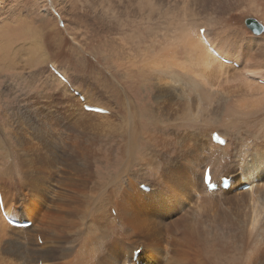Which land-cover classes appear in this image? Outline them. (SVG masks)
I'll list each match as a JSON object with an SVG mask.
<instances>
[{
	"label": "bare ground",
	"instance_id": "obj_1",
	"mask_svg": "<svg viewBox=\"0 0 264 264\" xmlns=\"http://www.w3.org/2000/svg\"><path fill=\"white\" fill-rule=\"evenodd\" d=\"M21 1L14 0L15 10L0 25L3 55L15 50L24 60H42L46 65L53 57L42 42L41 27L46 29L47 21L36 11L46 8L52 15L53 8L63 21V29L56 23L53 26L59 35L65 29L76 41L97 37L99 44L88 40L87 45L108 53L115 77L123 78L120 84L133 89L142 78L153 79L148 80L154 89L153 100L165 110L166 119L154 122L146 112L140 114L135 110L139 102L116 83L115 101L110 96L113 103H96V96L87 90L94 106L89 105L85 95L69 83L70 74L49 60V74H54L50 78L69 96L68 100L62 94L60 99L66 105L56 110L47 101L46 107L27 117V124L22 120L15 136L20 149L11 145L8 152L6 139L0 136V148L14 158V162L6 161L8 170L0 174V264H264V138L242 126L236 132L220 129L218 121L197 107L210 101L211 111L235 98L234 109L241 115L238 125L250 122L249 102L254 106L264 102V77L260 76L264 73V42L255 46L233 43L237 36L226 34L227 45L209 23H200L194 28L180 26L171 34L174 47L162 45L156 51L151 44L142 59L134 60L120 56L118 48L133 43V26L163 14L159 2L70 0L69 5V0H25L22 7ZM9 5L2 13L10 12ZM226 6V10L234 7L230 0ZM11 21L15 26L10 34L7 25ZM261 33L254 38H261ZM25 39H30L28 45ZM15 41H21V47L15 48ZM211 44L217 50L210 49ZM234 47L237 56L224 55V51L234 52ZM180 50L187 54L184 62ZM246 50L251 54L245 66ZM257 61L260 66L253 65ZM121 100L126 101L125 113L118 103ZM232 119V124L237 122ZM214 131L224 137L225 144L213 141ZM102 158L119 166L116 176L112 174L111 188L109 184L100 189L98 184L95 161ZM13 163L16 175L11 174ZM207 167L218 183L212 191L204 183ZM225 176L231 181L228 189L220 186ZM9 192L14 203L6 201ZM1 206L11 219L32 224H11Z\"/></svg>",
	"mask_w": 264,
	"mask_h": 264
},
{
	"label": "rangeland",
	"instance_id": "obj_2",
	"mask_svg": "<svg viewBox=\"0 0 264 264\" xmlns=\"http://www.w3.org/2000/svg\"><path fill=\"white\" fill-rule=\"evenodd\" d=\"M228 1L229 0H155V2H159L161 4V9L163 11V14H160L161 16H158L159 18L155 17L150 21L146 20V22H144L143 24H139V26H137V27L133 26V29L134 30L136 29L135 30L136 38L133 40V43L129 42V44H128L126 42L127 44L123 47V50L118 48L119 55L120 56L124 55V56H127V58L129 57L132 59L135 58L134 60H136V59H142L143 58L144 53L147 51V48L151 44L156 45V51H159L161 48H163L165 46L174 47V45L176 44L175 43L176 40L172 39L171 34H174V32L180 26H186L187 25L189 28H194L200 23H209L213 29V32L216 33L217 35H219L221 38H225L226 34L236 35L237 38L233 39L235 41L233 43L248 42L250 44H253V46H255L258 43L264 42V31L260 35V36H262L261 38H254L255 35L256 36H259V35L253 33L245 24L246 18L253 17V18H256L257 20H259L264 26V0H242L241 2H238L236 0H230V2L232 3V5L234 7L232 9L226 10V7H227L226 5H227ZM9 3L12 4L10 12L2 13V10L8 9L10 7ZM70 3H71V1L69 0V5H70ZM0 4H1V6H0V25L2 26V24L5 25L6 20H4V19H6L8 16H10L11 15L10 13H12L15 10L16 4L14 3V0H0ZM21 5H22V7L25 5V0L21 1ZM186 6L189 7L190 9L187 8ZM70 7L74 10H77L73 6H70ZM191 10H193V11H191ZM36 12L40 16H44L46 18V21H47L46 29L44 28V26L41 27L44 29V33H43L42 38H45V42L46 41L47 42L45 43L43 40H42V42H43L44 49H46L45 50L46 53L48 52L47 53L48 55H51V54L53 55V57L51 56V59H49L51 62L48 60V62L45 65V64H42L41 59H40L41 61H39V60H37V61L36 60L35 61L24 60L21 58L19 53L14 54L15 50L12 51L10 49H9L10 51H6V52H8L6 55H3V53L0 49V54L2 53V56L0 55V126L2 125L0 127V133H1L0 136L4 137L6 139L5 146L8 149L7 150L8 152H9V148L11 145L15 146V147L11 146V148H13V149L19 148L17 137H15L16 136V128L18 129L19 124H22V122L24 124H27V117L30 114L34 115L35 112L36 113L39 112L40 110L43 109V106H45V107L47 106L48 102H50L51 105L54 106V109L60 110L62 105H66V104H62V102H64V101H60V99L66 95L67 99L69 100V96L66 93V90L63 91L62 88L60 87V84L57 83V85H56V81H54V80H52V78H50V77H54V74L53 73L49 74V71H50L48 69L49 68L48 67L49 62L50 63L54 62L53 64L58 69L61 68L59 70H61L62 72H63V70H65L66 73L70 74V76L67 74L69 76V77H67L69 83H71L74 88L76 86V89L80 90L85 95L87 103L91 106H94L91 103V100L93 101V99L91 98L92 96H90L91 94L94 97L96 96L95 97L96 103H99L98 100L100 101L99 104H101V105H104L105 103H107L109 101H111L113 103L110 96H112L113 100L115 101L112 93H113L114 84L116 83L117 85L119 84L118 85L119 87L122 85L123 86L122 89L124 91L127 89L129 91V94L132 95L131 97H133L137 103L139 102L138 105H140V108L136 107L137 109H135V110L140 111V114L143 113L142 115L144 116V113L146 112V115L149 117V119L150 120L154 119L153 120L154 122H156L158 120L161 121V119L162 120L166 119V113H164L165 110L162 109L161 107H159L158 105H156L155 100H153L154 89H153V86H152V89L150 86V82H152L153 79L146 78L143 80V78H142L140 81L133 84V86H134L133 89H131L127 83L120 84V80H122L123 78L119 79L118 77H115V75H114L115 69L110 66L111 63L108 62V59H107L108 53H105V52L99 53L98 51L93 50L92 46L90 48L89 45H87L88 40H89L88 42L92 41L96 45L99 44L100 42L97 40L96 36L90 35L88 37L87 36H83L82 38L78 37L79 41H76L72 38V35L68 32V30H65V29L62 30V33H60V35H59V32L57 33V31H55L56 30L55 27H53V26H55V23H56V24H58L59 27H61L63 29V21H62L61 16L58 15V13L56 12V10L55 9L53 10V8L51 9L52 15L46 11V8L45 9H43V8L38 9ZM193 12H196V13H193ZM53 19H54V21H53ZM89 21L92 22L93 21L92 18H90ZM41 24H43V23H41ZM145 24H147V25H145ZM7 26H8V31H10V34H11L15 24H12V21H11L8 23ZM86 28H87L86 31H88L90 34V32H91V31H89L90 27L86 26ZM84 30L85 29H83V31ZM97 31H99V29ZM45 32H46V36H44ZM78 32L81 33L82 29H78ZM99 32H101V31H99ZM55 33H56V35H55ZM85 34L87 35L88 33L85 32ZM97 34H102V33H97ZM104 34H106V33H104ZM109 35L110 34L108 33V42L110 45L111 43L109 41ZM116 36H119V34L113 35V37H116ZM168 36H170V37H168ZM202 36L204 38V35H202ZM102 38H104V37H102ZM25 40H27V39H25ZM59 40H61V41H59ZM226 40L227 39L225 38L224 41L228 45L229 43ZM29 41H30V39H29ZM29 41L28 40L26 41L27 45H28ZM153 42H156V43H153ZM15 43H14L15 48L21 47V41H15ZM59 44H61V45H59ZM81 45H82V47H81ZM162 45H163V47H162ZM214 45H215V43H214ZM138 46H139V48H138ZM47 47L49 48V50ZM236 47H234V49H233L234 52L228 53V52L224 51V55L227 57H230V58L237 56L238 53H237V50H235ZM126 49L129 52H131V54ZM210 49L217 50L212 44L210 46ZM243 51H244V48L242 50V54H243ZM244 54L246 55V57L242 61L246 66V64L248 62L247 56H249L251 54V52L246 50ZM78 55H80V56H78ZM101 55H102V57H101ZM186 55L187 54L184 50H180L179 57H180L181 61H183V62L185 61V57L187 58ZM136 56L137 57L141 56V57L137 58ZM85 58H87V61ZM225 59L232 61V60L227 59V58H225ZM263 62H264V60H263ZM85 63H87V64H85ZM257 63L253 62V65L255 64L254 66H257V65L260 66L258 61H257ZM45 69H47V70L44 72ZM131 69L134 73L139 72V69L136 70L135 68H132V67H131ZM124 72H123V74H127V72H125V73ZM263 74L264 73H261L260 76L264 77ZM258 78H260V77H255L254 79L257 82H260V80H258ZM74 80H76L77 82L80 80L78 82V84L85 87L84 89H86V90L79 88L75 84ZM102 81L104 83H102ZM63 83L65 85H67L65 82H63ZM67 87H68L67 92L68 93L71 92L68 85H67ZM100 88H102V89H100ZM62 94H65V95L63 96ZM100 94H102V95H100ZM99 96H103V98L99 97ZM241 97L245 98L243 95ZM241 97H239L240 101L242 100ZM42 98H43V100H42ZM246 98L248 100L250 99L248 97H246ZM233 99H234L233 102L228 103L225 106H221V108H220V106H218V109L215 107V109L211 110V111L209 110V107L212 104L210 101H208V102L204 101V102H202V106L200 104V105H197V107L202 108L203 109L202 111L207 112L206 113L207 118L218 121V125H222V126H219L220 129L228 127L231 129V131L236 132V131H239V129H241V126H242V128L248 129L249 131L252 130L251 132L255 133L256 135L260 136L261 138L262 137L264 138V116H263L264 115V102H258V103L255 102L257 104L256 105L257 108H256V106H254L255 104H253V101L250 99L251 101L249 102V105L247 106V108L250 107L248 110L252 109L253 111L251 110L252 112H250V115H248L247 122L249 121L248 119H250L251 123L248 122V123H246L247 124L246 125L244 122H242V125H238L240 122L238 120V118L241 117V115L239 114L240 112H238L237 109H234L235 106H233V105L235 103V98H233ZM78 100H79V98H78ZM79 102H80V100H79ZM123 102L124 101L121 100L118 103L120 104L122 112L125 113V110L123 107H125L124 104L126 103V101L124 103ZM214 105L216 106L217 103ZM157 106H158V108H157ZM232 109H234V111L231 112ZM22 110H23V112H21ZM62 111H63V113L66 112L64 110H62ZM84 111H86V110H84ZM86 112H89V111H86ZM242 115H244L243 112H242ZM232 118H234V120H236L237 122H233V124H232L231 123L233 121ZM187 119H189V118L188 117L185 118V120H187ZM22 120H24V121H22ZM219 121H221V122H219ZM196 122H197V120H196ZM15 143L17 145H15ZM11 156L12 155L7 156V154L3 150L0 152V174H4V172L8 170L7 166H8L9 161L14 162V158H12ZM98 156H99V152H98L97 157ZM104 159H105V161H104ZM102 160L97 159L95 161V168H96V170L98 169L96 176L98 177V180L100 181V183H98V184H100V186H101L100 189L106 187L105 185H109V184L110 185L108 187L111 188L110 186L112 184L111 182H112L113 175L116 176V174L118 173L117 170L119 169V166H116V165L113 166V164L111 162L107 161L106 158H102ZM108 162L110 165L108 164ZM98 164H101V165H98ZM15 165L16 164L13 163V168H12V173H11L12 175L17 174V165L16 166ZM106 167H108V168H106ZM102 171H103V173H102ZM106 179H108V180H106ZM109 181H110V183H109ZM104 182H106V183H104ZM112 186H113V184H112ZM104 189H106V188H104ZM0 193H1V191H0ZM11 196H12L11 192H9L7 200H6L8 203H14V202H12L11 198H9ZM183 212H184V209H183ZM178 234H180V233H178Z\"/></svg>",
	"mask_w": 264,
	"mask_h": 264
},
{
	"label": "water",
	"instance_id": "obj_3",
	"mask_svg": "<svg viewBox=\"0 0 264 264\" xmlns=\"http://www.w3.org/2000/svg\"><path fill=\"white\" fill-rule=\"evenodd\" d=\"M245 24L253 33L260 34L261 32L264 31L263 24L256 18L253 17L246 18Z\"/></svg>",
	"mask_w": 264,
	"mask_h": 264
}]
</instances>
